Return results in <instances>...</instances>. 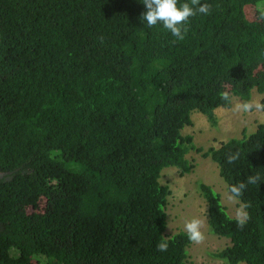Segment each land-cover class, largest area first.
<instances>
[{"label":"trees","instance_id":"16d2710c","mask_svg":"<svg viewBox=\"0 0 264 264\" xmlns=\"http://www.w3.org/2000/svg\"><path fill=\"white\" fill-rule=\"evenodd\" d=\"M198 2L210 11L178 40L141 22V0H0V264H190L160 180L191 172L192 150L228 191L247 185L235 217L198 184L209 232L229 240L209 255L264 264V122L206 149L182 132L264 93V0Z\"/></svg>","mask_w":264,"mask_h":264},{"label":"rangeland","instance_id":"374dc122","mask_svg":"<svg viewBox=\"0 0 264 264\" xmlns=\"http://www.w3.org/2000/svg\"><path fill=\"white\" fill-rule=\"evenodd\" d=\"M248 10L252 11L251 8ZM263 100L264 93L253 92L248 102L253 107L245 112L242 109L238 110V106L244 104L243 101L233 97L229 108L215 110L218 119L216 126H211L203 114L193 112L192 125L185 127L182 132L184 135H192L195 146L204 149L210 146L217 147L221 142L230 138H240L243 131L250 134L254 132L259 123L264 122ZM188 158L194 164V168L188 174L181 175L175 167L164 168L161 173V183L168 185L170 189L166 208L165 233L171 235L179 230H185L184 225L187 221L192 218L200 219L203 239L199 243L193 242L190 246V264H223L221 260L211 257L209 253L225 247L229 240L209 232L206 203L198 190V184L203 182L212 186L220 194L221 201L231 216L242 217V208L238 200L232 197L227 190L225 182L219 176L215 162L202 157L201 153L195 150L189 152Z\"/></svg>","mask_w":264,"mask_h":264},{"label":"clouds","instance_id":"9594fccd","mask_svg":"<svg viewBox=\"0 0 264 264\" xmlns=\"http://www.w3.org/2000/svg\"><path fill=\"white\" fill-rule=\"evenodd\" d=\"M145 11L142 13L140 20L148 28L159 25L167 30L173 37L178 40L184 38L186 26L191 17L199 14H208L210 7L207 3H199L198 0H193V3L183 2L180 0H141ZM258 18L264 20V4L258 6ZM227 99V96L224 97ZM253 105L245 102L238 106V110L249 111ZM259 107V105H256ZM232 157L229 162L234 160ZM260 180L259 176H249L247 184H255ZM245 183H239L229 188V193L232 197H240L246 188ZM243 223V221H241ZM187 237L190 241L199 243L203 239L201 231V221L198 218H192L184 225ZM159 251L167 250V243L158 245Z\"/></svg>","mask_w":264,"mask_h":264}]
</instances>
